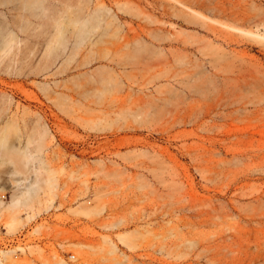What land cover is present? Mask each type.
Wrapping results in <instances>:
<instances>
[{
	"label": "rangeland",
	"instance_id": "obj_1",
	"mask_svg": "<svg viewBox=\"0 0 264 264\" xmlns=\"http://www.w3.org/2000/svg\"><path fill=\"white\" fill-rule=\"evenodd\" d=\"M22 1L0 138L46 180L15 227L0 208V264H264V0ZM82 6L105 20L76 45ZM5 159L0 202L34 175Z\"/></svg>",
	"mask_w": 264,
	"mask_h": 264
},
{
	"label": "bare ground",
	"instance_id": "obj_2",
	"mask_svg": "<svg viewBox=\"0 0 264 264\" xmlns=\"http://www.w3.org/2000/svg\"><path fill=\"white\" fill-rule=\"evenodd\" d=\"M24 2L25 3L29 2V4H31L30 5L31 8H29V9H32L34 7L32 5V3H30V1H28V0H26V1L24 0ZM22 3H23V1L21 3H18V4H21L22 6L15 4L18 6V7H16V6L15 7L19 8V6H20V8L23 9L22 7H24L25 3H23L24 5ZM26 6H25L26 8L29 7L27 4H26ZM41 6H40V8H41ZM15 7H14V9H15ZM86 7L90 8L89 6H86ZM86 7L82 6L80 8L81 10H79V12H82L83 15L81 13L80 14L82 16L79 15V13L77 14V16H81V17H79L78 21L75 20V22H74V20H73L74 18L77 19L78 17H71L72 20L70 18V20L73 23L69 22L70 21L69 15L68 16L66 15L67 21L69 20L68 23L66 24L65 23L66 21H63L62 17L64 18V15H65L64 13L60 17V19L58 17L60 15L56 16V19H55V17L54 18L52 17L53 19H51V18L49 19L50 22L51 21L53 23L55 22L54 24L52 23L51 26H54L55 28H57V27L60 28V29L57 28V32L54 36V42H52L54 45L52 44L53 46L49 47L48 53L50 55H52V54L54 55L57 51V48L67 44L69 37L67 36L66 29L70 23H72L70 25H73L74 23H76V21L81 22V23H79L80 26H79L78 32L76 33V38H75L76 45L86 41L89 37H91L93 32L99 26L102 25V22L105 20V12H103L102 9H100L101 6H96L94 8V10L93 9L92 10L86 9ZM83 8L88 10V12L86 10H84L85 11L84 12L82 10ZM42 9H44V7ZM45 9H46V6H45ZM61 19H62L63 23L60 22ZM49 20H48V22H49ZM55 20L59 21L58 26L57 25L55 26V24H57ZM64 20H65V18H64ZM64 23L66 24L67 27L66 26L64 27V25H65ZM48 24H50V23H48ZM62 24H64L63 25L64 28L62 27ZM59 25H60V27H59ZM76 25H77V23H76ZM0 27H2V26L0 25ZM64 29H65V32H64ZM12 41H13V38L6 39L4 42V47L10 49L12 47ZM45 133H46V129H44V132L42 133V137L45 135ZM35 141H36L35 138L29 139L26 144H21L16 149H14L13 146H11L9 144L7 136H2L0 138V150H1L0 161L4 160V162H5L6 161L5 158L7 157V159L9 160L8 162L9 163L11 162L15 166V168H16L15 171L18 173H23L24 170L21 168V167H23V166H21L22 161L25 162V164H26L25 167H27L31 163V161L33 160L34 152L39 150V144H37L36 146H32V143H34ZM32 162H34V161H32ZM2 164H5V163H2ZM30 167L31 166L29 165L28 168H30ZM31 168H30L31 173L33 172L34 175H32V178H31V181L29 184L30 186L27 187L26 189L16 190L12 194L10 202H4V201L0 202V208H3L4 211H9L10 216H12V222L10 224L11 228L15 227V225L17 223H19L20 218L18 217V215L17 216L15 215L17 208H20L21 206H26L28 208L30 206V209L33 210L32 204L34 203V199H35L36 195L38 194L39 189L41 188L42 182L46 180V179H44V180L42 179V171H41L40 167L33 165ZM10 252L11 251L5 252V254L8 255ZM61 264H64V263H61Z\"/></svg>",
	"mask_w": 264,
	"mask_h": 264
}]
</instances>
